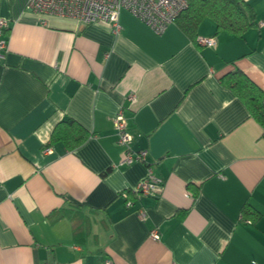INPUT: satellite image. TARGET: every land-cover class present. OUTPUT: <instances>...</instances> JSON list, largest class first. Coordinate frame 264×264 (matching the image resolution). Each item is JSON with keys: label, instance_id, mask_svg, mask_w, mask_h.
<instances>
[{"label": "crops", "instance_id": "obj_1", "mask_svg": "<svg viewBox=\"0 0 264 264\" xmlns=\"http://www.w3.org/2000/svg\"><path fill=\"white\" fill-rule=\"evenodd\" d=\"M27 1L0 0V264H264V128L219 81L240 70L264 109V0H243L242 36L200 21L211 47L176 22L121 11L113 33ZM120 110L143 162L119 165ZM65 119L88 134L73 150L48 145ZM147 169L162 184L135 194Z\"/></svg>", "mask_w": 264, "mask_h": 264}, {"label": "built area", "instance_id": "obj_2", "mask_svg": "<svg viewBox=\"0 0 264 264\" xmlns=\"http://www.w3.org/2000/svg\"><path fill=\"white\" fill-rule=\"evenodd\" d=\"M186 7L187 0H28L25 9L42 15L73 18L81 24L101 22L107 24L113 33H117L121 28L120 12L127 11L153 32L160 34ZM7 25L6 20L0 19V60L3 59L7 50ZM214 42L213 37L196 38V43L201 46L211 47ZM113 125L117 144L124 147L119 165L145 161L146 150L134 151L128 147L131 134L128 132L127 121L122 110L114 117ZM45 152H50V150L46 149ZM161 184L162 179L155 176L151 169H147L146 176L137 184L134 193L151 195ZM122 194L126 196V192ZM125 205L130 207V201L126 200ZM138 214L141 219H144L143 211ZM149 236L154 240L159 238L155 229L150 231ZM105 264L111 263L106 261Z\"/></svg>", "mask_w": 264, "mask_h": 264}, {"label": "trees", "instance_id": "obj_3", "mask_svg": "<svg viewBox=\"0 0 264 264\" xmlns=\"http://www.w3.org/2000/svg\"><path fill=\"white\" fill-rule=\"evenodd\" d=\"M210 18L217 31L242 36L255 24L251 7L243 0H187V7L175 18L179 27L193 40L200 21ZM245 105L249 115L264 128L262 90L238 69L228 72L219 79ZM88 134L72 119L59 122L50 137L48 145L62 143L68 150L79 146ZM247 215V206L243 207Z\"/></svg>", "mask_w": 264, "mask_h": 264}]
</instances>
